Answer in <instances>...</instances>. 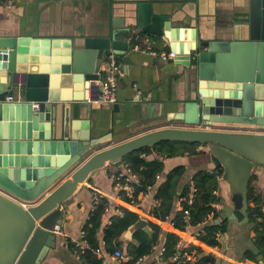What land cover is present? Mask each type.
<instances>
[{"label":"water","instance_id":"water-1","mask_svg":"<svg viewBox=\"0 0 264 264\" xmlns=\"http://www.w3.org/2000/svg\"><path fill=\"white\" fill-rule=\"evenodd\" d=\"M250 4L248 36L217 40L202 39L196 27H175L169 14L156 13L149 1L138 2L123 22L115 19L116 30H127L123 39L114 35L86 38L83 45L77 40L64 41L63 58H53L52 75L50 69L46 71L48 66L32 70L38 69L40 61L50 63L49 56L41 57L33 48L29 70V56L18 57V53L25 50L22 45L58 47L62 40L0 37V264H47L57 245L53 231L63 224L62 205L107 165L163 141L205 145L215 167L222 168L223 178L233 188L222 214L227 235L233 236L235 225L250 222L248 184L256 166H264V133L241 129L264 128V0H250ZM158 10H163L162 5ZM119 21L121 24H116ZM131 32L144 35V41L158 37L169 42L177 52L174 60L190 68L196 95L178 114L167 116L190 127L154 129L90 154L108 134L90 138L89 133L81 136L75 132V125L68 120L58 123L61 103L88 99V91L91 100L98 98L108 51L126 54ZM140 37L133 41H142ZM58 73L64 75L67 85L72 79L81 83L86 95L70 98L50 92V82L56 86ZM14 96L17 101L7 99ZM112 108L118 110L119 106ZM137 230L151 235L144 218L128 232L133 236ZM86 251L90 252L89 248ZM236 264H240L239 254Z\"/></svg>","mask_w":264,"mask_h":264},{"label":"crops","instance_id":"crops-1","mask_svg":"<svg viewBox=\"0 0 264 264\" xmlns=\"http://www.w3.org/2000/svg\"><path fill=\"white\" fill-rule=\"evenodd\" d=\"M141 1L151 2L156 13L169 14L172 25L175 27H196L202 39H245L249 34L250 0H0V37L62 40L58 47L53 45L51 47L50 44L45 46L42 43L38 47H33L32 44L20 46L25 50H19L18 57L23 54L29 56V70L32 68L30 58L33 48L37 49L35 53L41 57L49 56L50 63L40 61L37 64L38 69L33 67L32 70L38 71L42 67L48 66L46 71L50 69L49 74L52 75L53 58L55 56L63 58L64 41L77 40L79 45H83L86 38L113 37L114 35L118 39H123L127 30L125 28L116 30L114 28L115 19L122 18L123 22V18H128L129 11L135 9L137 3ZM160 5L163 10H158ZM116 24L121 23L119 21ZM129 36L132 38L130 50L124 55H118L122 63L117 91L118 102L115 103L119 106L118 110L112 108L114 104L95 103L86 98L61 103L58 123L68 120L75 125L77 129L75 132L81 136L89 133L90 138L108 134L107 140L94 147L90 154L154 129L166 126L190 127L180 120L167 119V116L172 117L178 114L183 108V104L196 95V84L191 76L190 68L178 64L175 60H164L160 55L152 54V51H170L169 42L158 37L146 38L144 41V35L141 34V38L132 32ZM139 37L142 41H133ZM136 46L139 49H136ZM50 50L53 51V54H49ZM104 67L105 63L102 65V69ZM57 76L56 86L50 82V92L57 91L59 97L70 98L76 94L86 95L84 92L87 91H83L81 83H75L72 79L71 83L67 85L63 81L62 73H58ZM102 76L103 79L104 71ZM5 80L6 77H4ZM77 86L79 87L77 88ZM88 92L91 93V91ZM17 100L18 97L14 96L12 101ZM196 127L204 128L206 126L198 125ZM241 130L264 133V128H243ZM196 151L195 154L186 153L175 157H165L154 153V157L164 162V171L160 173L161 178L156 179L153 189L146 196L140 192L137 195L138 203H133L140 206V219H146L148 225V215L157 206L158 186L164 181L167 173L177 166L184 167V173L178 184V193H181L184 185L192 181V177L197 171H209L215 168V163L205 145L198 146ZM122 163L123 161L109 164L101 169L91 176L70 200L62 205L61 232L56 233L57 245L50 251L47 264H85L83 259H80L76 254V250L69 246L68 241H83L81 238L83 226L91 211L95 209V194L101 196L100 204L102 202L105 204L102 217L104 225L111 223L112 216L124 214L123 208L120 207V192L115 186L116 173L122 168ZM253 174L256 177L253 179L252 185L264 204V166L257 165ZM63 179L58 181L52 190ZM219 181L220 186L216 196L221 198V201L215 204L218 217L205 218L202 223L196 225H191L188 221L186 229L180 235V240H183L181 248L192 244L196 235L204 230L206 224L212 221L217 224L225 222V218L222 217L223 209L232 195L233 188L223 178V175ZM224 182L228 183L229 188L223 194L220 187ZM249 205L251 206L253 203L249 202ZM118 208L123 210V214L118 213L120 210ZM180 210L181 203L180 197H178L175 200L172 215L165 223L161 224L158 242L153 245L149 255L139 259V264H158L160 250L163 246L165 247V234L171 226V217ZM252 226L253 224L250 222L244 226L235 225L232 231L233 236L227 235L228 230L225 233H220L221 246L210 251V254L216 258L214 264H236L238 254L240 260L243 250L254 247L255 232ZM149 228L152 234L153 230L150 225ZM223 234L226 235L225 239ZM98 240L100 253L94 252L98 258H104L103 264H115L116 260L111 257V254L118 249L126 253L124 248L129 242L134 241L132 234H129L127 230L121 236V246L109 254L103 239V227L99 231ZM262 259L261 263H263ZM168 260L165 264L174 263ZM122 264L125 263L122 262Z\"/></svg>","mask_w":264,"mask_h":264},{"label":"trees","instance_id":"trees-1","mask_svg":"<svg viewBox=\"0 0 264 264\" xmlns=\"http://www.w3.org/2000/svg\"><path fill=\"white\" fill-rule=\"evenodd\" d=\"M200 145L202 144L184 141H163L155 146L145 147L126 155L122 161L129 162L133 166L134 171L140 176L141 184L135 195L137 196L140 191H146L150 185H154L157 174L164 171V162L154 157V153H160L165 157H175L186 153L195 154L197 153L196 148ZM143 153L145 154L144 157L141 156ZM183 173L184 167L177 166L167 173L164 181L159 184L156 199L160 203L148 215L149 225L153 230L152 234L149 235L144 230L134 232V241L129 242L125 248L123 247L126 254L130 257L125 264H135L140 258L152 252L153 245L160 238L161 224L165 223L172 215L175 200L178 197L186 198L192 184L198 188V193L195 203L190 206V224L202 223L209 213H213L216 218L218 217L219 214L215 204L219 203L221 198L216 196L214 191L219 189V179L223 175L222 168L215 167L209 171H197L193 175L192 181L185 184L181 193H178V184ZM255 177L256 175L253 174L249 181L247 192L248 201L253 203V205H249L248 215L255 232L254 247L243 250L240 256V264H264V213L261 209L263 200L252 185ZM120 196V207L124 210L122 216L114 215L111 217V223L104 225L102 217L105 204L102 202L91 211L83 226V231L85 232L83 241L87 243V247L90 250V252L85 251L82 254L85 264L104 263V258H98L94 252L99 248L98 234L102 227L106 250L109 253H113L117 247L121 246L120 239L123 233L140 219V206L133 204L137 200L129 197L126 190H121ZM180 203L182 206L181 210L171 217L170 229L165 234V259H169L173 254L181 256L183 252H188L189 258L180 264H214L216 258L213 254H210V251L221 246L219 234L227 231L226 220L222 224H217L214 221L206 224L204 230L196 235L192 244L180 249L177 244L180 240V235L188 225V221L184 218L183 210L184 207H189L184 205L183 202ZM68 242L73 250L78 249L75 242ZM260 255L263 257V263L258 259Z\"/></svg>","mask_w":264,"mask_h":264},{"label":"built area","instance_id":"built-area-1","mask_svg":"<svg viewBox=\"0 0 264 264\" xmlns=\"http://www.w3.org/2000/svg\"><path fill=\"white\" fill-rule=\"evenodd\" d=\"M136 49H139L138 46L135 47ZM153 55H160L164 60H169L172 59L174 60V58L177 56V52L175 50H170L168 52H157V51H152ZM122 67V63L119 60V57L116 53H114L113 51H110L108 53V61L105 63V67L103 69L104 73H105V77L102 79H100V82L102 84V90L98 96L97 99L95 100H91V95L88 94V100H90L91 102H95V103H106L109 105H113L115 103L118 102V96H117V91H118V83H119V73ZM101 77H103L101 75ZM12 99L13 97H8L7 98ZM34 106L36 108H38V104L35 103ZM161 155L160 153H156ZM141 156H145V154H141ZM161 178V174H157L156 179L159 180ZM141 184L140 181V176L138 173H136L133 169V166L129 163V162H123L122 163V168L120 170H118V172L116 173V177H115V186L116 188L119 190V192L121 190H126L127 194L129 195V197L131 198H135V200H137L136 202H134V204L138 203V199L136 194V191L138 190L139 185ZM154 185H150L146 191H140L142 192V194L144 196H146L148 194V192L153 189ZM138 192V194L140 193ZM197 193H198V188L195 185L191 186V189L189 190V193L187 194L186 198L180 197V202H183L184 205L189 206V207H184V215H185V219L187 221L190 220V206H192L197 198ZM215 194H217V190L214 191ZM137 194V195H138ZM100 195L99 194H95V208L97 207V205H99L100 203ZM160 203V201L156 200V204L158 205ZM182 207V206H181ZM120 209V208H118ZM262 212L264 213V204L261 206ZM119 214H123V210H118ZM214 216L213 213H209L205 218H212ZM55 233H59L61 232L60 226H55V230L53 231ZM85 232L82 231V239L84 237ZM73 242L76 243V245L78 246V249L76 250V254L80 257V259H82V254L86 251L87 247V243L85 241H77L74 240ZM183 244V240H179L177 247L181 248V245ZM165 251L166 248L163 246V248H161L160 250V254H159V261L158 264H165V262L168 259H165ZM96 253H100V249H96L95 250ZM110 254V253H109ZM111 257L114 260H118L119 262L126 263L130 257L122 252L120 249L116 250L113 254H111ZM183 258V260H182ZM189 258V253L188 252H183V254L177 255V254H173L169 257L168 261L180 264L186 261V259ZM140 260H138L135 264H139Z\"/></svg>","mask_w":264,"mask_h":264},{"label":"rangeland","instance_id":"rangeland-1","mask_svg":"<svg viewBox=\"0 0 264 264\" xmlns=\"http://www.w3.org/2000/svg\"><path fill=\"white\" fill-rule=\"evenodd\" d=\"M220 188H221L222 193L224 194L226 192V189L229 188L228 183L224 182Z\"/></svg>","mask_w":264,"mask_h":264}]
</instances>
